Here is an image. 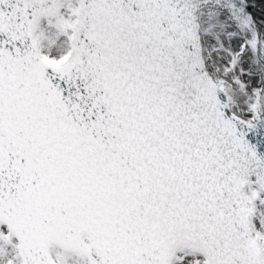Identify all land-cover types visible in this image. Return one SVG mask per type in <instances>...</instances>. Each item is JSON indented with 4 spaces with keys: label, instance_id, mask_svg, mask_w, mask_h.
<instances>
[{
    "label": "snow or ice",
    "instance_id": "snow-or-ice-1",
    "mask_svg": "<svg viewBox=\"0 0 264 264\" xmlns=\"http://www.w3.org/2000/svg\"><path fill=\"white\" fill-rule=\"evenodd\" d=\"M0 264H264V0H0Z\"/></svg>",
    "mask_w": 264,
    "mask_h": 264
},
{
    "label": "bare ground",
    "instance_id": "bare-ground-1",
    "mask_svg": "<svg viewBox=\"0 0 264 264\" xmlns=\"http://www.w3.org/2000/svg\"><path fill=\"white\" fill-rule=\"evenodd\" d=\"M257 6L259 7L260 6V4H257ZM253 12H254V14H258L257 12H256V10H252Z\"/></svg>",
    "mask_w": 264,
    "mask_h": 264
},
{
    "label": "rangeland",
    "instance_id": "rangeland-1",
    "mask_svg": "<svg viewBox=\"0 0 264 264\" xmlns=\"http://www.w3.org/2000/svg\"><path fill=\"white\" fill-rule=\"evenodd\" d=\"M257 1H260V0H256V2H257Z\"/></svg>",
    "mask_w": 264,
    "mask_h": 264
}]
</instances>
